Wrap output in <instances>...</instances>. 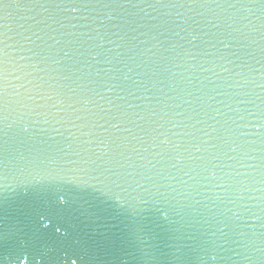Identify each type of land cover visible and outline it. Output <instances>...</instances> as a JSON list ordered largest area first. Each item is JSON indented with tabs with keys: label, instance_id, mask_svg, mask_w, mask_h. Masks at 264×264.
Instances as JSON below:
<instances>
[{
	"label": "water",
	"instance_id": "obj_1",
	"mask_svg": "<svg viewBox=\"0 0 264 264\" xmlns=\"http://www.w3.org/2000/svg\"><path fill=\"white\" fill-rule=\"evenodd\" d=\"M171 2L174 0H162V4H157V0H118L111 9L104 10V15L86 11L82 15L88 16L87 20L65 21L66 27L59 32L46 30L45 35L36 29L43 37L36 41L41 46L37 51L42 49L44 55L60 60L61 65L74 66L73 72L69 73L71 78L63 81L67 86L64 90L72 97L87 96L91 101L88 104L91 112L72 113L68 109L63 114L65 119L74 120L80 127H74L72 123L62 127L56 125L63 135L50 133L56 137L55 141L43 143L38 138L21 147L28 159L44 151L53 154L59 164L76 168L72 183H34L27 170L23 173L18 170L25 167L26 160H20L18 165L10 167L6 176H0V264H72L73 260L75 264H145L138 251L142 240L165 251H174L169 246L183 250L180 260L171 255H158L155 264H200L202 249L208 242L215 241L227 247L223 239L211 234L213 229L204 222L208 212L200 206L184 216L170 213L169 220H165L155 211L156 207L166 208L163 203L142 205L134 235L126 205L131 189L125 192L117 188L106 171L108 168L121 172L139 170L151 175L157 170H165L161 157L155 155L160 149L153 147L152 129L157 127L151 116L153 108L158 111L163 108L168 112L167 119L174 123H181L186 116H195V109L199 113L195 119L202 121L196 127L209 136L222 135L225 140L238 144L257 139L250 135L253 129L248 127L252 119L248 112L254 109L238 101L246 91L260 93L256 85L261 81V65L255 60L248 61L255 72L237 66L241 61L231 53L239 51L242 39L239 37L232 40V48L226 49L220 40L228 42L227 35L202 34L196 42L198 46L193 48L188 43L187 33L177 35L178 30L167 23L170 20L168 13L174 10L163 5ZM19 5L9 11L23 23L22 17L35 12L29 11L33 8L32 0H19ZM108 12L112 13L111 17ZM73 24L76 25L74 28ZM55 27L59 28V25ZM62 33H75L76 36ZM51 36L61 43L56 44ZM76 37L79 43H68ZM250 39L256 41L251 47L259 60V34L252 33ZM61 49L68 50L70 56L64 57ZM193 55L195 59H192ZM94 56L95 60L92 59ZM49 63L53 67L61 66L53 60ZM237 73L254 78L255 84L243 89L237 87L242 80ZM165 94L171 99H166ZM217 110L221 115H217ZM177 112L184 115L177 116ZM77 116L84 119H76ZM112 116L117 118L113 123H119V128L108 122ZM195 119L186 122L192 124ZM101 124L103 128L99 126ZM81 127L91 135H81ZM141 127L147 131H142ZM170 127L165 124V128ZM172 131L182 135L184 131L194 129L174 128ZM197 136L208 139L202 133ZM100 139L105 141L104 145L99 144ZM173 139L186 142L189 138ZM89 140L94 142H85ZM61 148L78 164H67L66 159H62L65 154ZM73 150L80 155H75ZM227 151V147L221 145L219 159L212 161L216 165H230L219 169L218 175L227 173L235 180L248 178L250 161L240 157L229 160L222 154ZM201 155L209 158L207 152ZM185 156V163L190 164L187 154ZM169 171L180 175L173 169ZM177 179L188 178L180 175ZM204 195L211 196V193L197 195L193 191L192 202L203 201ZM226 207L231 205H221L214 210L226 212ZM221 254L225 260H210L209 264H241L238 259H227L230 254Z\"/></svg>",
	"mask_w": 264,
	"mask_h": 264
},
{
	"label": "snow or ice",
	"instance_id": "obj_2",
	"mask_svg": "<svg viewBox=\"0 0 264 264\" xmlns=\"http://www.w3.org/2000/svg\"><path fill=\"white\" fill-rule=\"evenodd\" d=\"M117 3L118 0H32L33 8L29 11L35 14L22 17L24 22L21 23L15 13L9 11L20 6L19 0H0V176H6L10 167L18 165L20 160H26L25 167H19L18 170L22 173L27 170L34 183H72L76 168L59 164L53 154L39 151L28 159L21 152L22 146L30 145L38 138L43 143L49 140L55 141L56 137L50 133L62 136L61 128L56 125L62 127L66 123H72L74 127H80L74 120L65 119L63 114H66L68 109L72 113L91 112L88 108L91 101L87 96L72 97L64 90L67 86L63 81L71 78L69 73L73 72L74 66L61 65L60 60L44 55L42 49L37 51L41 46L36 41L42 40L43 37L36 29L45 32V35H47L46 30L59 32L66 27L65 21L70 23L79 19L87 20L88 16L82 15L86 11L104 15L105 9H111ZM157 4H162V0H157ZM163 6H169L174 10L168 13L170 20L167 23L174 30H178L177 35L187 33L188 43L193 48L198 46L196 42L202 34L227 35L230 38L228 42L220 40L226 49L232 48L233 39L242 38L239 51L231 53L241 61L237 66L247 67L250 72H255L256 69L251 68L248 61L255 60L261 65L259 70L261 81L256 85L260 88V93L254 90L246 91L242 94L243 98L238 101L239 104L250 105L254 109L248 112L252 117L248 127L253 129L250 135L257 139L238 144L235 141L225 140L222 135L209 136L207 132L196 127L202 121L195 119V116L199 115L195 109H193L195 116H186L181 123H174L167 119L168 112L163 108L159 111L153 108L151 116L155 118L153 122L157 124V127L152 129L153 147L160 149L155 155L161 157V161L166 166L165 170H157L150 175L139 170L121 172L108 168L106 169L110 173L108 178L113 185L125 192L131 189L126 205L134 235L136 218L143 211L142 205L163 203L167 207L164 209L156 207L155 211L161 213L165 220H169L170 213L184 216L200 206L208 212L204 222L213 229L211 234L223 239L227 245L225 247L215 241L208 242L202 249L200 264H209L210 260L223 261L225 256L221 253L224 252L230 254L227 259H238L241 264H264V0H174ZM107 15L111 17L112 13L108 12ZM55 25H59V28ZM75 26L72 25L73 28ZM252 33H258L260 37L259 60H256V52L251 47L256 43L255 40L250 39ZM62 35L76 36L75 33H62ZM50 39L56 44L61 43V40L56 39L55 36H51ZM74 42L79 43V38L68 41L69 44ZM98 46L103 47V45ZM60 51L64 57L70 56L68 50ZM92 59L95 60L96 57ZM192 59H195L194 55ZM50 60L61 66L53 67L49 63ZM236 75L242 77L240 84L237 85L239 88L243 89L255 84L254 78L250 79L243 73ZM70 91L75 92V89ZM165 98L171 99L167 94ZM164 107L166 108L167 105ZM175 115L183 116L184 113L177 112ZM217 115H221L219 110ZM76 119H84V117L77 116ZM116 119L112 116L108 122L112 127L119 128V123H113ZM193 119L195 123L186 122ZM165 124H170L171 127L165 128ZM99 126L104 127L102 124ZM174 128H192L194 131H184L181 135L172 131ZM141 130L147 131L143 127ZM197 133L208 136V139H200ZM81 135L89 136L91 133L84 132L81 127ZM181 136L189 139L186 142H177L173 139ZM44 137L47 139L45 140ZM140 139L143 140V137ZM99 144L104 145L105 141L100 139ZM221 145L228 149L227 152L222 153L227 159L235 160L240 157L250 161L247 165L251 169L248 178L235 180L227 173L218 175L219 169L230 167V165L212 163L213 160L219 159ZM60 151L64 152L62 159H66L67 164H78V161L72 159L67 151L62 148ZM73 151L75 155H80L79 152ZM202 152H207L209 158L206 159L201 155ZM185 154L191 161L190 164L185 163ZM84 162L87 163V160ZM152 168L155 169L156 166L153 165ZM169 169L188 179L178 180L177 176L180 175H173ZM193 191L197 195L211 193V196L204 195L203 201L196 200L193 203L191 197ZM221 205H231V207H226V212L214 210L219 209ZM141 244L142 247L138 251L145 264H155L158 255H171L176 260H180L184 254L178 246H169L174 248V251H165L147 240H142ZM72 264H75V260Z\"/></svg>",
	"mask_w": 264,
	"mask_h": 264
}]
</instances>
